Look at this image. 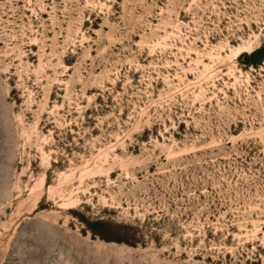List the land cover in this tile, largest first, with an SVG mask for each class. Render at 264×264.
Here are the masks:
<instances>
[{"label":"rangeland","instance_id":"374dc122","mask_svg":"<svg viewBox=\"0 0 264 264\" xmlns=\"http://www.w3.org/2000/svg\"><path fill=\"white\" fill-rule=\"evenodd\" d=\"M264 0H0V264H264Z\"/></svg>","mask_w":264,"mask_h":264},{"label":"trees","instance_id":"16d2710c","mask_svg":"<svg viewBox=\"0 0 264 264\" xmlns=\"http://www.w3.org/2000/svg\"><path fill=\"white\" fill-rule=\"evenodd\" d=\"M254 55L255 56H260V58H263L264 57V51H263V49L261 48L258 51H255L254 52Z\"/></svg>","mask_w":264,"mask_h":264}]
</instances>
